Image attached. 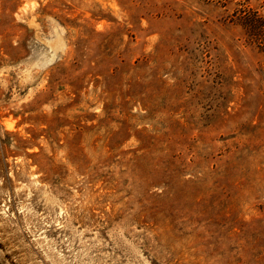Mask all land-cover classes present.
Returning <instances> with one entry per match:
<instances>
[{"label":"rangeland","instance_id":"obj_1","mask_svg":"<svg viewBox=\"0 0 264 264\" xmlns=\"http://www.w3.org/2000/svg\"><path fill=\"white\" fill-rule=\"evenodd\" d=\"M253 13L0 0V264H264Z\"/></svg>","mask_w":264,"mask_h":264},{"label":"trees","instance_id":"obj_2","mask_svg":"<svg viewBox=\"0 0 264 264\" xmlns=\"http://www.w3.org/2000/svg\"><path fill=\"white\" fill-rule=\"evenodd\" d=\"M248 15V16H247ZM245 14L243 22L251 40H256L264 50V19L258 17L256 13Z\"/></svg>","mask_w":264,"mask_h":264}]
</instances>
